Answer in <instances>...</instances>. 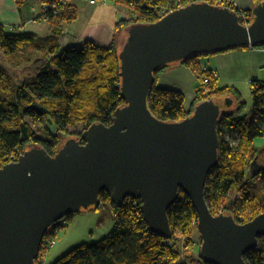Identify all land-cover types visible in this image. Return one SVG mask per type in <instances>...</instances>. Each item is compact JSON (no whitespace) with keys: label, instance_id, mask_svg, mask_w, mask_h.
I'll return each mask as SVG.
<instances>
[{"label":"water","instance_id":"water-1","mask_svg":"<svg viewBox=\"0 0 264 264\" xmlns=\"http://www.w3.org/2000/svg\"><path fill=\"white\" fill-rule=\"evenodd\" d=\"M252 14L246 27L228 7L193 2L158 22L127 27L118 41L125 104L110 126L93 125L85 143L70 137L54 155L36 144L0 168V264H36L49 228L99 207L102 192L112 203L140 200L148 230L170 241L168 211L180 191L198 214L201 257L210 264H247V253L264 236V213L246 224L212 214L204 192L219 163L218 124L230 103L208 99L186 119L169 122L152 115L148 99L162 67L264 47V2ZM257 165L252 174L260 172Z\"/></svg>","mask_w":264,"mask_h":264},{"label":"trees","instance_id":"trees-1","mask_svg":"<svg viewBox=\"0 0 264 264\" xmlns=\"http://www.w3.org/2000/svg\"><path fill=\"white\" fill-rule=\"evenodd\" d=\"M28 0H15L19 8ZM129 8L132 16L120 21L116 31L138 23L158 22L171 10L193 2L210 0H115ZM256 4L264 0H254ZM49 0L46 4L54 3ZM216 5V4H215ZM58 14L49 10L51 27L49 51L41 62L34 60L33 49L40 47V38L31 33L8 30L0 24V49L5 58L22 57L15 67L24 65L25 74L19 82L0 64V168L19 159L24 151L38 144L54 155L66 139L74 137L70 127L83 126L76 139L85 143L83 134L98 123L110 126L115 113L125 104L120 88L119 42L114 38L109 47H100L91 41L84 47L62 48L58 43L64 29L77 17V10L69 4L59 5ZM252 19V9L245 10ZM264 48V47H263ZM202 57L184 59L180 64L191 68L206 87L197 91L196 99L186 105V94L178 90L161 88L158 80L169 66L155 72V85L148 99L149 109L162 121H181L195 110L199 102L208 99H227L237 103L234 110L223 112L219 122V163L212 169L205 187V200L210 212L232 215L237 222L246 224L264 213V199L249 193L250 181L263 179L264 170L252 174L251 166L261 158L254 146L258 138L264 139V81L252 82V109L244 113L246 102L233 87H222L213 71L204 69ZM17 67V68H18ZM227 97V98H226ZM228 107V106H226ZM47 121L55 128L48 138L36 133L33 123ZM31 122V123H30ZM226 134H229L228 139ZM261 163V162H259ZM236 189L242 195L241 207L232 200ZM178 201L168 211L173 237L170 241L151 233L144 221L140 200L126 198L112 203L106 192L100 194L102 203L113 210L114 225L111 232L97 243H83L52 264H210L201 257V236L198 233V214L190 198L180 191ZM100 206L92 210H99ZM74 215L66 219L70 221ZM187 238L181 247V238ZM198 237V242L196 238ZM199 252H196V247ZM247 264H264V236L258 238L257 247L246 255ZM36 264H42L39 259Z\"/></svg>","mask_w":264,"mask_h":264},{"label":"rangeland","instance_id":"rangeland-1","mask_svg":"<svg viewBox=\"0 0 264 264\" xmlns=\"http://www.w3.org/2000/svg\"><path fill=\"white\" fill-rule=\"evenodd\" d=\"M68 1L70 2L69 5H71V2H73L74 0H68ZM111 1H115V0L101 2L98 3V5H104L105 3ZM88 3L91 4L90 2ZM237 3H239L240 7H241L240 4H244L245 6L248 5L250 9L255 8V6L257 5L254 0H237ZM44 15H45V6L43 8V14L41 16V20L43 22L48 23V19L45 20ZM13 30L16 31L19 29L17 28ZM231 52L232 53L228 55L230 56L229 58H233V61L235 60L236 63H239L241 60L242 67L237 68L236 66H234L232 59L220 60L222 58H217L219 56L211 57L212 55H210V56L202 57L201 60L206 61L207 57L209 58V60L212 58H216V62L217 60H219L218 62H220L222 68L221 70L223 71L221 80H219L220 86L236 88L242 95L241 97L242 101L246 102L244 113L250 114L253 104L252 91H251L252 82L256 81L257 79L264 81V60H262L259 63V59L261 58L260 56L263 55L264 57V48L263 47L256 48L254 49V51H252L251 48L238 49L237 54L239 56L241 55V53H243V55L239 56L240 58H243V60L235 59L236 58L235 52L237 51H231ZM218 55H225V54H218ZM44 57H46V55H44ZM21 60L22 57H19L18 59L5 58L2 50L0 49V64H2L5 69L10 71V75H14V79H16V81L18 82L20 78L25 74L24 65H21L19 67L17 66L18 68L15 67ZM242 61L244 62L242 63ZM244 63H247L246 65L247 67L244 66L245 65ZM259 64L262 66H257ZM225 101L230 103L229 106L225 108V110L230 111L236 108L237 103L235 102L232 103L227 100ZM45 125L48 126V128H50L51 133L55 132V128L51 124H49L46 120L43 121L42 123L41 122L36 124L33 123L36 133H38V135L42 138H48V133L43 131ZM83 130L84 127L81 125L77 127L69 128V132L71 133L72 136H74V138L79 136L83 132ZM226 136L228 139L230 138L229 134H226ZM254 146L260 149L261 158L259 159V162L264 164V139H260V138L256 139L254 141ZM249 185H250L249 193L252 196L257 195L259 198L261 197L262 199H264L263 179L261 177H257L255 178V180H251ZM230 196L232 200L234 199L237 200L238 202L237 208H240L241 207L240 200L242 198L241 193L236 189H234ZM114 219L115 218L113 216V210L110 204L102 203V205H100L99 210H91V211L86 210L81 212L80 214H75L70 221H68L66 218L59 221V223L49 228L48 236L43 241V245L40 251V257L38 258L39 261L42 264H52L58 261L64 255H66L72 249L81 246L83 243L93 244L99 242L111 232L112 227L114 225ZM180 238H181V247H185L187 243V238L185 237H180ZM53 241H55V243H52ZM196 241L197 242L199 241L198 237L196 238ZM199 248L200 247L197 246L195 251L199 252Z\"/></svg>","mask_w":264,"mask_h":264},{"label":"crops","instance_id":"crops-1","mask_svg":"<svg viewBox=\"0 0 264 264\" xmlns=\"http://www.w3.org/2000/svg\"><path fill=\"white\" fill-rule=\"evenodd\" d=\"M49 0H28L27 4L18 7L15 0H0V24L8 30L19 29V32L31 33L40 38L41 46L33 49L34 60L41 62V59L49 51V43L51 37V27L49 23L43 22L41 16L43 14V8ZM241 8L248 10L249 6L240 4ZM255 5V3H254ZM72 8L77 10V17L71 24L67 25L64 29V35L60 38L59 44L61 49L68 47H84L86 42L91 41L96 43L100 47H109L114 38L118 41L124 36L126 29L116 31V26L120 21L127 20L132 16V12L129 8L118 4L116 1L105 3L104 5L89 4L86 0H74L71 2ZM17 31V30H16ZM235 52V59H242L238 56V50ZM254 51V49H252ZM232 52L217 53L213 56H219L220 60L232 59L234 66L237 68L241 66V60L236 63L233 58H229ZM225 54V55H218ZM259 63L264 60L263 55L260 56ZM207 61V63H206ZM206 61L201 60L204 69H209L217 74V80H221L223 71L219 60L216 62V58H206ZM216 62V63H215ZM244 61H242L243 63ZM238 64V65H237ZM247 67V63H244ZM243 66V67H244ZM262 66V65H257ZM261 81V80H256ZM263 81V80H262ZM261 81V82H262ZM201 83V84H200ZM158 84L161 88H167L171 90H178L183 94H186V105L190 104L196 99V91L204 88L205 82H201L198 79V74L187 66L181 64H174L169 66L162 76L158 80Z\"/></svg>","mask_w":264,"mask_h":264},{"label":"built area","instance_id":"built-area-1","mask_svg":"<svg viewBox=\"0 0 264 264\" xmlns=\"http://www.w3.org/2000/svg\"><path fill=\"white\" fill-rule=\"evenodd\" d=\"M54 1H55L54 3H49V4L45 5V15H44L45 20L48 19L47 13L49 12V10L53 11L54 14H58L57 9H58V6L60 4L61 5H67L70 3L68 0H54ZM86 1L90 2L93 5L96 3L98 4L101 2H107L109 0H86ZM210 1L215 3L216 5L230 8L231 10H233L234 12H236L237 14L240 15V20H241V23L243 25H245L246 27L249 26V24L251 22V18H250V16L245 14V10H243L239 6V3H237V0H210ZM251 49H255V48H251ZM213 74L215 77H217L216 72H213ZM52 243H55V241H53Z\"/></svg>","mask_w":264,"mask_h":264},{"label":"flooded vegetation","instance_id":"flooded-vegetation-1","mask_svg":"<svg viewBox=\"0 0 264 264\" xmlns=\"http://www.w3.org/2000/svg\"><path fill=\"white\" fill-rule=\"evenodd\" d=\"M258 164H259V165H257V168H259V170H260V172H261L262 170H264V164L259 163V162H258Z\"/></svg>","mask_w":264,"mask_h":264}]
</instances>
